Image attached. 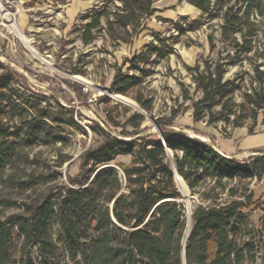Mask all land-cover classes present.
Returning a JSON list of instances; mask_svg holds the SVG:
<instances>
[{"label": "trees", "instance_id": "trees-1", "mask_svg": "<svg viewBox=\"0 0 264 264\" xmlns=\"http://www.w3.org/2000/svg\"><path fill=\"white\" fill-rule=\"evenodd\" d=\"M186 1L211 18L223 19L221 35L233 38L235 53L222 59L233 64L241 55L252 52L258 42L253 67L257 85L251 89H242L236 79H225L224 62H206L203 69L200 65L189 67L202 93L192 103L194 122L204 120L211 126L226 120L234 128L242 127L248 118L257 122L258 110L264 106V0ZM102 2L81 17L86 21L79 29V37L86 45L101 36L116 42L114 45L130 44L145 19L160 10L155 0ZM175 26L178 33L172 37L173 42L195 30L194 24L183 26L177 22ZM161 34L154 31L162 45L150 43L125 60L130 63L127 72L115 65L110 85L113 92L124 95L138 89L135 100L151 114L155 99L144 95L140 87L148 64L154 60L152 56L163 58L173 50ZM209 37L212 42L213 37ZM14 76L9 68L0 74V184L22 193L47 182L49 177L57 179L55 174L35 171L21 174L23 165L34 163L26 147L63 141L60 113L73 111L58 100L55 105L60 113L52 111L49 107L55 105L47 95L26 93L15 84ZM241 90L243 101L237 103L235 94ZM184 98L188 99L187 93ZM107 102L113 100L109 98ZM216 105L221 106L219 111H214ZM178 112L172 109L168 120L157 118L164 140L150 134L135 137L146 120L143 111H132L123 122L108 112L103 122L109 130L97 121L90 125L99 140L80 155V177L70 176L72 185L65 184L58 194L53 193L55 188L41 196L29 193L20 201L1 196L0 206L17 210L0 217V264H67L62 249L73 264H184L182 240L188 218L179 203L182 192L175 168L192 193L199 192L204 200L192 214L187 264L253 261L256 244L247 237L245 209L254 203L264 206V193L254 200V189L249 187L252 179L264 177V155L241 162L226 157L207 141L167 128ZM72 124L86 133L75 121ZM119 126L121 131L113 133ZM253 128L251 125L249 132ZM119 156H129L130 161L115 163ZM109 163L120 169L103 166ZM233 181H239L242 188L231 185ZM225 189L231 198L219 201ZM55 221L59 225L58 239L52 235Z\"/></svg>", "mask_w": 264, "mask_h": 264}, {"label": "rangeland", "instance_id": "rangeland-1", "mask_svg": "<svg viewBox=\"0 0 264 264\" xmlns=\"http://www.w3.org/2000/svg\"><path fill=\"white\" fill-rule=\"evenodd\" d=\"M1 1L6 10H0V74L7 68L13 70L15 84L26 93L35 91L47 95L53 105L56 104L55 100H58L73 112L71 114L64 111L61 114L56 105L49 107L52 111L60 113L63 122L60 124L59 133L65 139L57 143H39L26 147L34 163L23 165L24 170L21 174L24 175L25 170L35 171L36 174H55L57 179L52 180L49 177L47 182H40L35 188L22 193L0 184V197H13L20 201L29 193L41 196L55 188L53 193L58 194L64 189L65 184L72 185L69 177H80V155L89 146L97 144L99 140V136L92 131L90 125L97 121L109 130L103 122L108 112L123 122L132 111H143L146 114V120L140 127V135L150 134L153 138H160L162 129L157 118L164 117L168 120L172 109H177L178 115L173 119L172 124L167 125V128L183 132L189 137H194L193 135L196 134L200 139H206L204 141L217 147V134L226 137V141L232 140L234 135L232 132L236 128L226 120L207 126L206 121L196 123L193 119V100L199 99L202 93L197 89L194 74L189 67L200 65L203 69L206 62L212 65L224 62L225 79H236L241 83L242 89H251L257 85L253 67L254 62L257 61L255 51L258 42L255 43L256 47L252 52L241 55L233 64L229 59H222L228 53H235V48L233 38H224L221 35L223 19L220 16L211 18L208 13L198 10L186 0H155L154 5L160 10L145 19L142 28L130 44L121 42L114 45L116 42L101 36L93 43L86 45L79 37V29L86 21L81 17L96 6L103 5L102 0ZM4 12H8L13 18L12 23L19 27L26 36L27 42L23 41L11 28V22L4 16ZM177 22L183 26L194 24L195 30L180 35L178 42H173L172 37L178 33L175 26ZM154 31L161 32V37L166 38V43L172 44L173 50L163 58H155L156 55H153L151 59L154 60L147 66L148 72L144 76L140 91L155 99L151 114L116 99L105 89L111 90V81L116 72L115 65L127 72L130 66L129 61L125 62L127 58H132L134 54L143 51L150 43L162 45L155 39ZM210 35L213 37L212 42ZM236 36L239 37L238 34ZM31 47L40 57L31 51ZM138 91L134 89L128 95L121 93L120 95L138 104L134 98ZM186 93L188 99L184 98ZM109 98L113 102H107ZM235 101L237 103L243 101L242 90L235 94ZM125 107L131 111L126 110ZM220 109V105L214 107V111ZM72 121L86 130V133L74 126ZM251 125L254 128L252 132H249ZM121 128L119 126L117 132L113 133L118 134ZM235 131L238 134H244L235 142L234 158L243 162L254 156L263 155L264 106L258 110L257 122L248 118L244 120L243 126ZM120 137L133 138L132 135ZM169 153L171 154L172 151L169 150ZM129 161V156H119L115 163ZM231 185L242 188L239 181H233ZM249 187L254 189V200H257L264 193V177L261 180L252 179ZM185 190V194L192 199L193 211L197 205L204 203L199 192L192 193L188 187ZM221 196L219 201L231 198L226 189ZM179 203L183 205L186 214L183 193ZM15 210L17 209L0 206V217ZM245 211L248 216L247 237L256 244L254 259L249 264H264V224L262 223L264 206L254 203ZM52 235L55 239L60 237L59 225L56 221L52 228ZM34 253L36 254V251ZM62 253L67 264H73L66 251L62 249Z\"/></svg>", "mask_w": 264, "mask_h": 264}, {"label": "bare ground", "instance_id": "bare-ground-1", "mask_svg": "<svg viewBox=\"0 0 264 264\" xmlns=\"http://www.w3.org/2000/svg\"><path fill=\"white\" fill-rule=\"evenodd\" d=\"M0 10H1V11L6 10V9H4V5H3V3H2L1 0H0ZM3 14H4V16H6V17L8 18V20L11 22V24H10L11 28H12V29H13V30L19 35V37H20L23 41L27 42L26 36L20 31L19 27H18L15 23H12L13 18L9 15V13H8V12H4ZM27 46H28V45H27ZM31 51H32L35 55H37V56L40 57V55H39L34 49H32V47H31ZM78 78L86 82V80H84V79H82V78H80V77H78ZM120 97H121L123 100H125L124 102L129 103L132 107H134V106L137 104L134 100H132V99H130V98H128V97H125V96H123V95H120ZM180 182H181V185H182V189L186 192L185 189L187 188V185H186L185 181H184L183 179H181ZM186 195H187V194H186ZM191 200H192V199H190V198H187V199L185 200V204H186L185 210H186V214H187V218H188V223H187V226H186L185 231H184V232H185V233H184V240H186V238L190 235V233H191L190 231H191V229H192V224H193L192 212H193V207H194V206H193Z\"/></svg>", "mask_w": 264, "mask_h": 264}, {"label": "water", "instance_id": "water-1", "mask_svg": "<svg viewBox=\"0 0 264 264\" xmlns=\"http://www.w3.org/2000/svg\"><path fill=\"white\" fill-rule=\"evenodd\" d=\"M108 93H110L113 97H115L116 99H118V100H120V101H122V102H124L125 100H123L121 97H120V93H115V92H113V91H111V90H109V89H105ZM124 103H127V102H124ZM127 104H129V103H127ZM130 105V104H129ZM134 108H136V109H141V110H143L138 104H136L135 106H134ZM147 117L148 118H150L149 117V115H147ZM137 136H141V135H136L135 137H137ZM195 138H200L198 135H196V134H194L193 135ZM125 139H127V138H125ZM160 139L161 140H164V138H163V136H162V134H160ZM202 140H206V139H202ZM214 147L220 152V153H222V151L219 149V148H217V146H215L214 145ZM223 155H225L224 153H222ZM264 155V154H263ZM226 157H228V158H234L235 156H228V155H225ZM173 164H174V162H173ZM106 165H109V166H113V167H116V168H119L120 169V167L119 166H117L115 163H109V164H105V165H103V166H106ZM175 173H176V180H177V184H178V187H179V190H181V192L183 193V195H184V199L186 200L187 198H189V196L188 195H186L185 194V191L182 189V185H181V176L179 175V173L177 172V170H176V168H175ZM94 176H95V174L92 176V178H91V180L89 181V183L90 182H92V180L94 179ZM186 183V182H185ZM186 185H187V183H186ZM187 187H188V185H187ZM113 204H114V200H112V203H111V206H112V215H113ZM192 214H193V212H192ZM113 218H114V215H113ZM114 220H115V218H114ZM190 236V235H189ZM188 236V237H189ZM188 237L186 238V240H184V236H183V240H182V246H183V252H182V260H184V264H187V260H186V243H187V240H188Z\"/></svg>", "mask_w": 264, "mask_h": 264}, {"label": "crops", "instance_id": "crops-1", "mask_svg": "<svg viewBox=\"0 0 264 264\" xmlns=\"http://www.w3.org/2000/svg\"><path fill=\"white\" fill-rule=\"evenodd\" d=\"M237 129L238 128H236L235 130ZM235 130L232 132V134L234 135L232 136L231 141H226V137H224L223 135H219V134L216 135L218 136V140H217L218 147L217 148H219L222 151V153H224L225 155H230V156L234 155V152L236 150L235 142H237V140H239V138L244 134V133L238 134L237 131Z\"/></svg>", "mask_w": 264, "mask_h": 264}]
</instances>
